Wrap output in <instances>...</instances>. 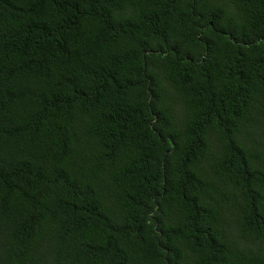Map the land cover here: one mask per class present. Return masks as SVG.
Segmentation results:
<instances>
[{
	"label": "trees",
	"instance_id": "16d2710c",
	"mask_svg": "<svg viewBox=\"0 0 264 264\" xmlns=\"http://www.w3.org/2000/svg\"><path fill=\"white\" fill-rule=\"evenodd\" d=\"M0 264H264V0H0Z\"/></svg>",
	"mask_w": 264,
	"mask_h": 264
}]
</instances>
